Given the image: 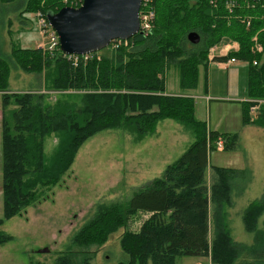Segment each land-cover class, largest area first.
<instances>
[{
  "label": "trees",
  "instance_id": "obj_1",
  "mask_svg": "<svg viewBox=\"0 0 264 264\" xmlns=\"http://www.w3.org/2000/svg\"><path fill=\"white\" fill-rule=\"evenodd\" d=\"M229 1L235 4L227 5L228 0H153L156 16L149 31H140L118 46L113 40L88 59L80 56L77 63L60 48L54 53L39 47L22 48L3 37L0 246L11 239L2 230L4 222L22 214L59 184L91 136L122 128L142 138L155 131L158 121L170 118L190 130L194 142L129 201L97 205L73 243L102 246L123 229L120 245L129 258L117 264H176L178 256H205L213 264H264V226L259 227L264 194L242 213L245 229L254 234L251 244L235 242L228 224L233 184L237 177L248 178L250 170L212 166L215 178L210 185L206 177L218 141L223 140L224 149H233L238 134L209 129L195 116L193 96L169 94L166 89L170 67L177 69L182 90L195 89L201 70L206 78L210 48L237 42L238 50L217 60L234 57L249 63L252 101L244 104V122L251 121L250 107L264 100V50L252 51L255 38L264 48V0ZM15 2L20 21L24 14L40 11L47 15L70 4L65 0H0V12H8L6 6ZM190 32L199 34L198 43L189 41ZM13 65L41 75L43 89L8 92ZM54 91L64 94L50 101L49 93ZM251 122L264 127V103ZM52 135L57 142L47 162L45 142ZM74 257L67 251L56 264H73ZM91 259L85 254L75 264H93Z\"/></svg>",
  "mask_w": 264,
  "mask_h": 264
},
{
  "label": "rangeland",
  "instance_id": "obj_2",
  "mask_svg": "<svg viewBox=\"0 0 264 264\" xmlns=\"http://www.w3.org/2000/svg\"><path fill=\"white\" fill-rule=\"evenodd\" d=\"M17 6V2L9 4L6 6L8 12H0V45H3L5 36L25 48L42 45L35 15L32 16V28L19 32L21 22ZM6 22L8 33L4 31ZM17 37L18 41H15ZM263 50V45L261 51L252 48L253 52L258 53ZM248 68L249 63L241 59L230 63L228 68L212 61L207 77L201 70L198 86L184 91L180 88L178 71L172 66L166 72V89L169 94L187 93L193 96L196 102L195 116L205 121L208 128L238 133L235 148L211 151L206 177L210 185L215 178L212 166L249 168L250 172L255 173L256 178L249 186L250 178L237 177L234 180L232 203L227 210L228 224L235 242L251 244L254 234L245 229L242 213L250 202L264 194V127L253 125L251 121L244 122L245 103L231 101L251 100ZM20 71L23 72H10L8 89L36 85L39 79L37 74L30 76L28 72L22 74L26 73L22 69ZM20 73L23 79H20ZM41 89L42 85L39 87ZM208 93L214 97L212 100L206 98ZM63 94L50 92L48 99L55 100ZM249 115L253 120L256 112L250 110ZM194 140L190 130L170 118L158 121L155 131L142 138L122 128L106 129L91 136L79 148L70 171L59 184L45 191L40 200L27 207L22 214L4 222L2 230L11 235V239L0 246V264H56V259L67 251L75 255L71 260L73 264L78 263L85 254L92 256L93 264H117L128 260L120 245L123 229L117 230L102 246H78L73 243V237L94 216L97 205L129 201L140 188L160 177ZM56 142L55 135L46 138L47 162ZM2 215L0 167V217ZM263 226L264 213L259 220V227ZM208 263H211L210 258L205 256H178L176 259V264Z\"/></svg>",
  "mask_w": 264,
  "mask_h": 264
},
{
  "label": "water",
  "instance_id": "obj_3",
  "mask_svg": "<svg viewBox=\"0 0 264 264\" xmlns=\"http://www.w3.org/2000/svg\"><path fill=\"white\" fill-rule=\"evenodd\" d=\"M142 0H83L79 7L64 6L48 13L60 49L66 55L98 52L116 39L127 40L140 30ZM188 39L198 43L200 36L190 32Z\"/></svg>",
  "mask_w": 264,
  "mask_h": 264
},
{
  "label": "built area",
  "instance_id": "obj_4",
  "mask_svg": "<svg viewBox=\"0 0 264 264\" xmlns=\"http://www.w3.org/2000/svg\"><path fill=\"white\" fill-rule=\"evenodd\" d=\"M66 2L70 3V4H67L66 6L79 7L82 4L83 0H65V3ZM232 4H235V3L233 1L228 0L227 5H232ZM155 16H156V12L153 6V0H142L140 12H139V18H140L139 32L149 31L153 25ZM36 17L38 18L39 32L43 39L42 45L38 47L41 48L45 52L54 53L55 51H57V49L60 48V41H59L58 34L49 24L47 20V15L38 11L36 13ZM123 41L124 40L122 39H116L114 40L113 43L115 46H118ZM253 50L255 51L262 50V44H260L256 38H255V42L253 45ZM230 51H231V42L214 45L213 47L210 48L209 59L212 60L217 55L226 56ZM91 54L93 53L82 54V55L72 54V55H67V56L69 58H72L73 61L77 63L78 60L80 59V56H83L84 59H88L91 56ZM98 58H100L99 55H98ZM237 60L238 59L233 57V58H230L228 61L233 63V62H236ZM254 64H257V62L255 61ZM262 103H264V100H261V99L258 100V103H255L254 106L252 107V111H257L260 108ZM223 144H224L223 140L220 139L218 141V148H223ZM208 264H213V263L211 262Z\"/></svg>",
  "mask_w": 264,
  "mask_h": 264
},
{
  "label": "crops",
  "instance_id": "obj_5",
  "mask_svg": "<svg viewBox=\"0 0 264 264\" xmlns=\"http://www.w3.org/2000/svg\"><path fill=\"white\" fill-rule=\"evenodd\" d=\"M35 15V13H27V14H24L23 16H20V18H21V20L22 21H20L21 22V24H20V27L18 28V30H19V32L20 31H22V30H25V29H30V28H32V16H34ZM35 17H36V15H35ZM19 35V34H18ZM8 40H9V42H10V44L11 43H13L12 42V40L8 37ZM15 41H18V37H17V39L15 40ZM17 45H18V43H17ZM21 47V46H20ZM22 48H25V47H22ZM29 48H36V46L35 47H29ZM239 49V44L237 43V42H231V51L232 50H238ZM219 57H221L220 55H217L214 59H212L211 61H210V63L212 62V61H217V62H219V64L222 66V67H225V68H228V65L230 64V63H232V62H229L228 60L227 61H220V60H217V58H219ZM238 61V60H237ZM21 69H18V68H16L14 65H13V67H12V72H15V73H19V72H23V71H20ZM18 71V72H17ZM203 72H204V70H202ZM22 74H27V72L26 73H22ZM28 74H30V76L31 75H33L34 73H28ZM39 77V79H38V81H37V83H36V85L35 86H30V87H27V88H17V87H14V88H10V89H8V92H24V91H37V90H39V87L42 85L43 86V78H42V76L41 75H38ZM206 77H207V74H206ZM20 79H23L22 78V75H21V73H20ZM2 94H3V92L2 91H0V155H1V164H0V167H1V169H2V120H3V106H2ZM206 98L207 99H209V100H212L214 97H212L211 96V94H207V96H206ZM231 101H242V102H250V101H252V99L251 100H249V99H244V100H239V99H234V100H231ZM196 103V102H195ZM254 106V105H253ZM253 106H251L250 107V110L252 111V107ZM260 109H261V106H260V108L257 110V111H254V112H256V117L258 116V113H259V111H260ZM200 120V119H199ZM255 120V118L253 119V120H251V121H254ZM252 123V122H251ZM254 124H256V123H254L253 122V125ZM263 127V126H262ZM209 129H211V128H209ZM212 130V129H211ZM214 130H216V129H214ZM216 131H219V130H216ZM219 132H221V131H219ZM221 133H231V132H221ZM238 134V133H237ZM252 135V134H251ZM238 139H239V135H238ZM237 169H245V168H242V167H240V168H237ZM249 169V168H248ZM250 178V183H248L247 185L249 186V185H251V183H252V181H254L255 180V173L253 172V171H251L250 172V175H249V177H248V179Z\"/></svg>",
  "mask_w": 264,
  "mask_h": 264
}]
</instances>
